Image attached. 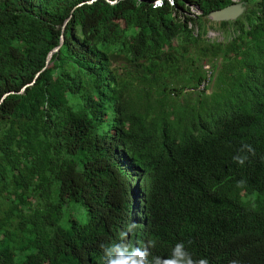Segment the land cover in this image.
<instances>
[{"label":"trees","instance_id":"trees-1","mask_svg":"<svg viewBox=\"0 0 264 264\" xmlns=\"http://www.w3.org/2000/svg\"><path fill=\"white\" fill-rule=\"evenodd\" d=\"M157 1L0 0V264H264V0Z\"/></svg>","mask_w":264,"mask_h":264},{"label":"water","instance_id":"water-1","mask_svg":"<svg viewBox=\"0 0 264 264\" xmlns=\"http://www.w3.org/2000/svg\"><path fill=\"white\" fill-rule=\"evenodd\" d=\"M159 1H157V2H159ZM110 3L113 4L112 2H110ZM246 9H247L246 4L244 2L233 1L232 5H229L225 8L211 12L207 16V18L212 23L233 22V21H236L237 19H239L246 12ZM63 29H64V27L62 28V33H63ZM62 43H63V36L60 37L59 45L48 54L47 59H46V65L48 64L49 59L51 58V55L53 53H56L59 50ZM30 85H32V84H30ZM23 90H24V88L21 91H23ZM7 95H4V97Z\"/></svg>","mask_w":264,"mask_h":264},{"label":"rangeland","instance_id":"rangeland-1","mask_svg":"<svg viewBox=\"0 0 264 264\" xmlns=\"http://www.w3.org/2000/svg\"><path fill=\"white\" fill-rule=\"evenodd\" d=\"M234 1L238 2V0H234ZM190 9H191V12H193L194 14L198 13V11L194 7H191ZM207 37L210 39L219 40L220 39V33L216 32V31H209ZM204 69L208 71L209 67L205 66ZM207 75L209 76V73H207ZM200 89H202V87H200Z\"/></svg>","mask_w":264,"mask_h":264},{"label":"clouds","instance_id":"clouds-1","mask_svg":"<svg viewBox=\"0 0 264 264\" xmlns=\"http://www.w3.org/2000/svg\"><path fill=\"white\" fill-rule=\"evenodd\" d=\"M123 261H125V260L123 259ZM109 264H112L111 260H109ZM185 264H189V262L186 261ZM199 264H207V261L202 260L199 262Z\"/></svg>","mask_w":264,"mask_h":264},{"label":"built area","instance_id":"built-area-1","mask_svg":"<svg viewBox=\"0 0 264 264\" xmlns=\"http://www.w3.org/2000/svg\"><path fill=\"white\" fill-rule=\"evenodd\" d=\"M234 1V0H233Z\"/></svg>","mask_w":264,"mask_h":264}]
</instances>
